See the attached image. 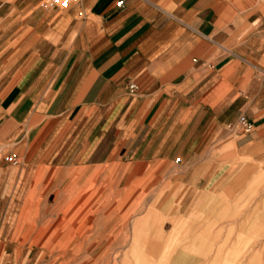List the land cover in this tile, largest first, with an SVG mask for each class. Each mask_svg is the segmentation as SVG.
Segmentation results:
<instances>
[{"label": "crops", "instance_id": "0c3cea01", "mask_svg": "<svg viewBox=\"0 0 264 264\" xmlns=\"http://www.w3.org/2000/svg\"><path fill=\"white\" fill-rule=\"evenodd\" d=\"M241 117L251 133L231 131ZM137 165L204 217L254 202L264 0H0V250H35L30 220L66 217L42 210L57 188Z\"/></svg>", "mask_w": 264, "mask_h": 264}, {"label": "rangeland", "instance_id": "374dc122", "mask_svg": "<svg viewBox=\"0 0 264 264\" xmlns=\"http://www.w3.org/2000/svg\"><path fill=\"white\" fill-rule=\"evenodd\" d=\"M151 165L114 166L79 185L59 187L42 210L66 217L31 219L30 245L0 250L6 264H254L264 251V173L255 179L254 202H221L208 212L197 204L167 202L166 177ZM73 181H76L73 179ZM61 189V191H60ZM55 192V188L52 190ZM148 214L152 218L138 224ZM71 215L74 216L71 218ZM78 216V217H77ZM77 217V218H76ZM252 258L254 260H252ZM252 260V261H251Z\"/></svg>", "mask_w": 264, "mask_h": 264}, {"label": "built area", "instance_id": "2783aa9c", "mask_svg": "<svg viewBox=\"0 0 264 264\" xmlns=\"http://www.w3.org/2000/svg\"><path fill=\"white\" fill-rule=\"evenodd\" d=\"M48 6L53 8H58L61 10L67 9L71 4L82 2L84 0H44ZM124 6V2L121 1L118 3V7L122 8ZM138 90V86L136 84H129V91L131 93H136ZM231 131L237 133L239 135L249 134L253 131V125L250 123L245 117H241L237 124L231 126ZM7 162L12 164H17V160L13 157L7 158Z\"/></svg>", "mask_w": 264, "mask_h": 264}]
</instances>
